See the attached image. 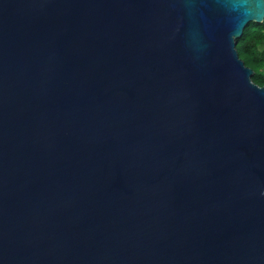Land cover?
<instances>
[{
	"label": "water",
	"instance_id": "95a60500",
	"mask_svg": "<svg viewBox=\"0 0 264 264\" xmlns=\"http://www.w3.org/2000/svg\"><path fill=\"white\" fill-rule=\"evenodd\" d=\"M264 0H0V264H264Z\"/></svg>",
	"mask_w": 264,
	"mask_h": 264
},
{
	"label": "trees",
	"instance_id": "16d2710c",
	"mask_svg": "<svg viewBox=\"0 0 264 264\" xmlns=\"http://www.w3.org/2000/svg\"><path fill=\"white\" fill-rule=\"evenodd\" d=\"M236 49L246 67L254 71L253 82L264 87V23L249 24Z\"/></svg>",
	"mask_w": 264,
	"mask_h": 264
}]
</instances>
